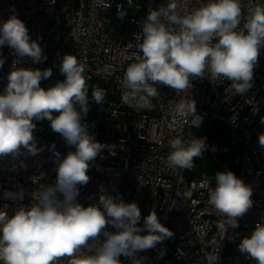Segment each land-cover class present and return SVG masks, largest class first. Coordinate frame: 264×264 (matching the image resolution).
Masks as SVG:
<instances>
[{"label":"built area","instance_id":"1","mask_svg":"<svg viewBox=\"0 0 264 264\" xmlns=\"http://www.w3.org/2000/svg\"><path fill=\"white\" fill-rule=\"evenodd\" d=\"M108 2L111 6L103 9L95 0H55L54 4L51 0H0V23L15 13L47 57L33 64L29 58L16 57L7 45L0 47V58L5 61L0 68V92L15 59L17 67L51 68L52 76L40 81V86L47 89L65 79L59 70L63 56L75 55L85 68L90 101L82 123L87 124L88 133L96 141L108 146L90 162V180L80 186L78 202L85 207L98 203L103 188L125 202H136L141 226L154 208L160 222L174 235L139 253L144 264H256L239 251L238 245L252 234L257 223H264V148L258 143L259 134L264 133V47L254 69L253 86L243 95L235 94L227 79L210 81L206 71L204 78L193 79L192 86L179 94L166 85H155L159 95L151 99L150 109L129 107L122 101V81L128 65L140 55L142 24L150 10L169 0H132L131 6L128 0ZM174 2L183 15L207 0ZM240 4L242 27L250 10L264 6V0H240ZM117 5L126 11L122 19ZM96 87L106 92L102 104L92 100ZM193 100L195 116L201 118L198 127L191 123L195 117L176 111L181 103ZM33 122L37 147L43 151L36 156L0 158V209L9 216L18 206L36 202L31 194L39 185L55 182L54 153L59 152L62 159L75 151L52 131L50 121ZM177 137L186 143L205 138L207 147L202 157L194 158L191 170L167 164L169 141ZM208 166H215L219 172L232 171L252 189V207L238 218V227L228 226L226 232L219 227L225 217L208 203L209 190L216 186L215 174L209 173ZM18 188L24 189L22 201L4 199L6 190ZM108 229L115 231L110 225ZM81 252L89 254L87 248ZM69 260L61 257L58 264H69ZM120 260L131 264L124 256Z\"/></svg>","mask_w":264,"mask_h":264},{"label":"clouds","instance_id":"2","mask_svg":"<svg viewBox=\"0 0 264 264\" xmlns=\"http://www.w3.org/2000/svg\"><path fill=\"white\" fill-rule=\"evenodd\" d=\"M128 3L131 6L132 0ZM95 4L103 9L111 6L108 0H95ZM117 9L122 19L126 11L122 5ZM241 16L240 0H207L183 15L177 12L174 0L150 10L142 24L140 55H135V62L124 73L123 103L150 109L151 99L159 95L155 85H166L179 94L192 86L193 79L204 78L206 71L210 81L227 79L235 94L247 93L264 47V6L252 8L242 27ZM5 45L16 57L29 58L33 64L47 58L15 13L0 23V47ZM4 63L0 58V68ZM59 70L65 79L44 89L40 81L51 77L52 69L17 67L15 59L0 92V158L36 156L43 151L37 147L33 121L44 119L67 145L75 147L62 159L59 152L54 153L55 182L39 185L31 194L34 204L18 206L11 216L0 209V264H58L65 256L70 257L69 264H123L121 256L131 264H144L139 253L155 248L174 233L160 222L154 208L141 226L138 204L125 202L103 188L98 203L85 207L78 202L80 186L90 180V162L108 146L96 141L82 123L90 102L84 66L75 55L65 54ZM105 96V90L93 88L95 103L102 104ZM176 111L195 117L191 123L199 126L194 100L181 103ZM258 143L264 148V133L259 134ZM169 147L168 166L191 170L194 158L202 157L207 145L205 138L186 143L177 137L169 141ZM215 181L208 203L225 217L219 227L226 232L228 226L238 227V218L252 207V189L232 171L216 172ZM24 195L23 188L6 190L4 199L22 201ZM109 225L115 231H110ZM84 248L89 254L81 252ZM238 248L256 264H264V223H257Z\"/></svg>","mask_w":264,"mask_h":264},{"label":"trees","instance_id":"3","mask_svg":"<svg viewBox=\"0 0 264 264\" xmlns=\"http://www.w3.org/2000/svg\"><path fill=\"white\" fill-rule=\"evenodd\" d=\"M2 84V77L0 75V85ZM209 173L211 174H216V172H218V169L216 167L213 166H209L208 168Z\"/></svg>","mask_w":264,"mask_h":264},{"label":"rangeland","instance_id":"4","mask_svg":"<svg viewBox=\"0 0 264 264\" xmlns=\"http://www.w3.org/2000/svg\"><path fill=\"white\" fill-rule=\"evenodd\" d=\"M213 167H215V166H213ZM208 168H209V166H208ZM208 170V169H207Z\"/></svg>","mask_w":264,"mask_h":264},{"label":"water","instance_id":"5","mask_svg":"<svg viewBox=\"0 0 264 264\" xmlns=\"http://www.w3.org/2000/svg\"><path fill=\"white\" fill-rule=\"evenodd\" d=\"M236 174H237V169H236Z\"/></svg>","mask_w":264,"mask_h":264}]
</instances>
